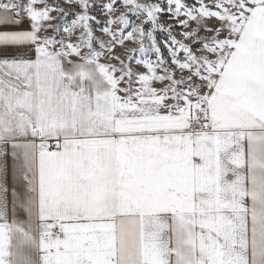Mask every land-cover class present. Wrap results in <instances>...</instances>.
Instances as JSON below:
<instances>
[{"label": "snow or ice", "instance_id": "snow-or-ice-1", "mask_svg": "<svg viewBox=\"0 0 264 264\" xmlns=\"http://www.w3.org/2000/svg\"><path fill=\"white\" fill-rule=\"evenodd\" d=\"M0 264H264V0H0Z\"/></svg>", "mask_w": 264, "mask_h": 264}, {"label": "rangeland", "instance_id": "rangeland-1", "mask_svg": "<svg viewBox=\"0 0 264 264\" xmlns=\"http://www.w3.org/2000/svg\"><path fill=\"white\" fill-rule=\"evenodd\" d=\"M100 2H102V0H100ZM163 38H164V37H163V35L161 34V35H160V39H163Z\"/></svg>", "mask_w": 264, "mask_h": 264}]
</instances>
